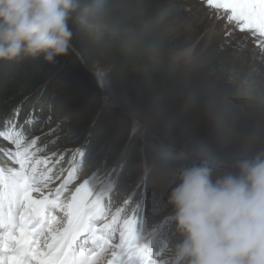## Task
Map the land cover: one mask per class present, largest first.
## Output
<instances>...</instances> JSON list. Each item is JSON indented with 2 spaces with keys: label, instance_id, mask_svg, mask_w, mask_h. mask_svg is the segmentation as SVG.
Masks as SVG:
<instances>
[{
  "label": "trees",
  "instance_id": "trees-1",
  "mask_svg": "<svg viewBox=\"0 0 264 264\" xmlns=\"http://www.w3.org/2000/svg\"><path fill=\"white\" fill-rule=\"evenodd\" d=\"M77 3L68 51L55 62L0 61V157L11 163L12 148L3 140L11 120L18 144L56 155L57 180L69 183L75 203H86L106 181L96 197L99 211L113 212L115 222L120 214L130 222L123 232L139 238L174 212L168 193L183 167L207 160L223 174L234 170L236 158L264 146V59L238 37L204 50L199 45L189 61L176 62L196 42L184 34L177 5L148 12V4L126 0ZM98 69L105 70L103 87L114 105L104 107L102 121L89 100L100 93L92 73ZM51 111L58 115L47 127ZM125 114L153 115L152 133L173 151L161 152L156 141V156L147 162L144 137L134 135L123 153L133 132ZM193 120L210 126L209 139L196 138ZM186 147L200 155L178 152ZM161 237L174 247L182 239L171 220Z\"/></svg>",
  "mask_w": 264,
  "mask_h": 264
},
{
  "label": "clouds",
  "instance_id": "clouds-1",
  "mask_svg": "<svg viewBox=\"0 0 264 264\" xmlns=\"http://www.w3.org/2000/svg\"><path fill=\"white\" fill-rule=\"evenodd\" d=\"M77 0H0V61L51 63L69 48ZM217 174L207 160L183 167L168 193L182 239L179 264H264V150Z\"/></svg>",
  "mask_w": 264,
  "mask_h": 264
},
{
  "label": "rangeland",
  "instance_id": "rangeland-1",
  "mask_svg": "<svg viewBox=\"0 0 264 264\" xmlns=\"http://www.w3.org/2000/svg\"><path fill=\"white\" fill-rule=\"evenodd\" d=\"M131 3L136 4H147L149 5L148 12H159L163 10L168 5H177L182 13V18L185 20V25L183 27V32L186 35H190L193 38H196V42L192 44L190 47L181 51L174 58L176 62L189 61L193 54L195 53L196 48L200 45L201 49L204 50L208 46L211 45H223L229 38H238L241 37L244 39L251 47V52L259 53L261 60L264 59V35H261L257 32H254L249 29H242L241 22L237 20H232L229 17L231 16L230 10L219 9L216 7L215 0H126ZM229 2H238V0H229ZM179 9V10H180ZM178 19V18H177ZM250 39V40H248ZM258 43V44H256ZM264 62V61H262ZM92 73L98 80L100 85V93L97 96H93L91 94L89 100H94V107L96 111L94 112V116L96 119H100V121L106 119L104 107L110 106L114 107L112 104L106 89L103 87L104 78H105V70L98 69L92 70ZM85 107V105H83ZM55 109V108H54ZM50 120H46L48 126H52L54 123V119L58 115L57 111H51ZM133 123V132L131 137L127 141L125 145L124 152H126L127 148L131 144V139L134 135H140V137H144V141L146 143L147 149V162H152L154 156L157 151V143L160 147L161 152H172L173 147L170 144L165 143L159 137V140L163 141L166 145V148L162 147V143L158 140H155L151 137L150 132L144 133V129L151 130L153 124L156 123V119L153 115L149 118L140 117L136 114H125ZM68 121V119L62 120V122ZM11 126L13 125V121H9ZM94 121L93 123H95ZM137 122L136 127H134V123ZM207 122V121H206ZM140 124L141 127L138 125ZM192 124L196 129V138H207L209 139L211 135L210 126L208 129L203 128L202 124L198 122V120H193ZM209 125V124H208ZM46 127V128H47ZM152 131V130H151ZM20 136V134H18ZM144 135V136H143ZM155 136V135H154ZM37 139H43L44 136H39ZM4 141L8 143V145L12 149H8L7 152L13 150V161L9 165L5 164L6 161L3 157H0V194L4 196V212L8 209V201H7V193H8V181L11 176L16 173H23L29 179L32 185L31 197L34 200L44 201V210L41 213L40 225L35 224L33 222L34 231L38 233L37 239L39 241V246L43 249L46 244L51 243V237L59 232H63L69 226V221L73 219L71 214V207L74 206V202L72 201L71 196L68 193V188L63 183V181H57L56 183H52V179H54V174L51 176L52 171L48 172V179H42L43 176L46 175L47 170L39 166V154L33 153L31 148L25 147L23 144H18L19 138L16 133H12L8 138H3ZM143 144V143H142ZM261 150H264V146L260 147ZM260 150V151H261ZM184 151L199 154L200 153L196 149L191 148H183L182 150H178L180 154H185ZM46 158L45 161L48 164H53L55 162V156H52L51 153H45ZM10 162V156H6ZM3 176V177H2ZM9 178V179H8ZM5 179V181H4ZM3 182V183H2ZM61 193H63L61 195ZM51 194V195H50ZM62 200V201H61ZM59 203V204H58ZM53 205V206H51ZM78 205V204H76ZM58 206V207H56ZM46 207V209H45ZM50 209V210H48ZM53 211V212H52ZM52 213V214H51ZM51 214V215H50ZM171 214L170 216H172ZM51 216V217H50ZM51 219V220H50ZM48 221V222H47ZM99 221H96L95 224H99ZM44 223V224H43ZM36 226V227H35ZM42 226V227H41ZM44 227H46L44 229ZM48 227V228H47ZM43 229V230H42ZM83 232V230L81 231ZM154 232V231H153ZM7 233V230L3 231V234ZM105 234V233H103ZM89 233H79L77 235V241L75 245H72V249L75 251L74 255H78L81 251L87 253L92 258L96 259V263L93 264H172V262H168L166 256L170 254L174 248H167L163 250L160 243L157 241V238L151 240L146 243L145 250H139L132 255L128 253L119 254L115 257L117 253V246L121 241L119 235H115L109 238L108 243L105 245L103 243H93L92 240L89 239ZM117 240V241H116ZM156 240V241H155ZM0 242L8 243L6 237L1 235L0 233ZM105 246L103 250H100V247ZM0 248H3L0 246ZM81 249V250H80ZM86 250V251H85ZM94 261V260H93Z\"/></svg>",
  "mask_w": 264,
  "mask_h": 264
},
{
  "label": "snow or ice",
  "instance_id": "snow-or-ice-1",
  "mask_svg": "<svg viewBox=\"0 0 264 264\" xmlns=\"http://www.w3.org/2000/svg\"><path fill=\"white\" fill-rule=\"evenodd\" d=\"M219 9L230 10L232 20L241 22L242 29H249L264 35V0H215ZM32 185L23 173H16L8 181V210L4 212V196L0 194V226L10 229L9 244L0 248V264H86L85 254L79 253L77 261L71 254L72 242L87 227V214L80 205L71 207L73 219L63 232L54 234L45 248L39 246L38 233L33 222L39 224L44 210V201L31 197ZM13 206L22 209L23 214L13 212Z\"/></svg>",
  "mask_w": 264,
  "mask_h": 264
},
{
  "label": "water",
  "instance_id": "water-1",
  "mask_svg": "<svg viewBox=\"0 0 264 264\" xmlns=\"http://www.w3.org/2000/svg\"><path fill=\"white\" fill-rule=\"evenodd\" d=\"M136 125H137V122L134 123V127H136ZM138 125L141 127L140 124H138ZM141 128H142V127H141ZM148 131L150 132L151 137H152L153 139L158 140V141L161 142V143L163 142V141L159 140L156 136H154V134L152 133L151 130H149V129L147 130V129H144V128H143V132H144V133H146V132L148 133ZM185 152H187V151H184V153H185ZM191 154H193V153H191Z\"/></svg>",
  "mask_w": 264,
  "mask_h": 264
},
{
  "label": "bare ground",
  "instance_id": "bare-ground-1",
  "mask_svg": "<svg viewBox=\"0 0 264 264\" xmlns=\"http://www.w3.org/2000/svg\"><path fill=\"white\" fill-rule=\"evenodd\" d=\"M248 40H250V39H248ZM256 44H258V43H256ZM162 147L163 148H166V145L164 144V143H162ZM1 177V176H0ZM3 177V176H2ZM9 179V178H8ZM4 181H5V179H4ZM3 183V182H2ZM63 193H61V195H62ZM51 195V194H50ZM62 201V200H61ZM59 204V203H58ZM51 206H53V205H51ZM56 207H58V206H56ZM116 208H118V207H116ZM45 209H46V207H45ZM48 210H50V209H48ZM45 211V210H44ZM53 212V211H52ZM52 214V213H51ZM50 214V215H51ZM51 217V216H50ZM51 220V219H50ZM48 222V221H47ZM44 224V223H43ZM155 224H157V222L155 223ZM40 225V224H39ZM36 227V226H35ZM42 227V226H41ZM46 227H44V229H45ZM48 228V227H47ZM43 230V229H42ZM2 235V234H1ZM144 235V234H143ZM117 241V240H116Z\"/></svg>",
  "mask_w": 264,
  "mask_h": 264
}]
</instances>
